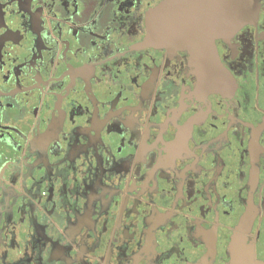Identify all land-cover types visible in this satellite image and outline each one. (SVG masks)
Listing matches in <instances>:
<instances>
[{"label": "flooded vegetation", "instance_id": "1", "mask_svg": "<svg viewBox=\"0 0 264 264\" xmlns=\"http://www.w3.org/2000/svg\"><path fill=\"white\" fill-rule=\"evenodd\" d=\"M167 1L0 0V264H264V0Z\"/></svg>", "mask_w": 264, "mask_h": 264}, {"label": "water", "instance_id": "2", "mask_svg": "<svg viewBox=\"0 0 264 264\" xmlns=\"http://www.w3.org/2000/svg\"><path fill=\"white\" fill-rule=\"evenodd\" d=\"M180 0H169L161 4L155 9L149 17V41L158 47H165L168 45V40L163 37V27L169 13L173 16H178ZM223 6L218 9V21L225 20V15L228 20L232 21L233 29L250 23L258 16V8L255 6L253 0H229L227 9L226 1L220 3ZM175 18H172L173 21ZM227 21V20H225Z\"/></svg>", "mask_w": 264, "mask_h": 264}]
</instances>
